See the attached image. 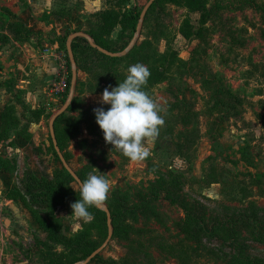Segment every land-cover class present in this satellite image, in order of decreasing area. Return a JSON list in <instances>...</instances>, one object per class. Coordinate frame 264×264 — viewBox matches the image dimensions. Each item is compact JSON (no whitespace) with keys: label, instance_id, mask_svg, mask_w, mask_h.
<instances>
[{"label":"rangeland","instance_id":"374dc122","mask_svg":"<svg viewBox=\"0 0 264 264\" xmlns=\"http://www.w3.org/2000/svg\"><path fill=\"white\" fill-rule=\"evenodd\" d=\"M5 1L20 9L19 16L31 7L36 13L26 28L6 5L2 9L9 22L0 34L6 57L0 61V264H53L51 254L66 258L79 243L97 249L108 237L102 215L90 211L86 224L68 217L79 186L70 181L50 136V121L70 96L68 39L99 28L108 11L133 13L139 24L148 2ZM209 8L204 37L189 44L175 41L186 9L166 2L150 8L124 57L112 60L87 52L81 41L72 43L76 92L57 132L99 103L105 88L118 86L130 65L150 68L169 50L180 51L168 80L151 91L164 124L148 158L131 161L85 125L65 147L79 177L103 173L114 181L104 205L117 226L101 260L91 264H264V0H210ZM120 31L118 26L105 35L117 42ZM31 50L56 57L58 72L47 92L63 75L66 92L36 100L18 88L30 79L18 65L27 63L23 55ZM184 205L204 232L183 224Z\"/></svg>","mask_w":264,"mask_h":264},{"label":"clouds","instance_id":"9594fccd","mask_svg":"<svg viewBox=\"0 0 264 264\" xmlns=\"http://www.w3.org/2000/svg\"><path fill=\"white\" fill-rule=\"evenodd\" d=\"M149 75L145 65H130L124 80L111 90L105 88L99 101L101 107L93 110L105 142L131 161H143L150 156L164 124L160 107L144 90ZM103 105L110 107L105 109ZM78 183L79 198L70 205L72 214L68 217L86 224L93 219L89 209L107 201L114 181L107 174L90 172Z\"/></svg>","mask_w":264,"mask_h":264},{"label":"trees","instance_id":"16d2710c","mask_svg":"<svg viewBox=\"0 0 264 264\" xmlns=\"http://www.w3.org/2000/svg\"><path fill=\"white\" fill-rule=\"evenodd\" d=\"M137 1L139 2L138 5H145L150 0H137ZM160 2H166L176 6H180L185 8L187 11V18L180 29L179 36L175 38V41L183 42L184 44H189L195 40L204 37L206 33V26L211 20V16H212V11L209 8L210 0H156L155 3H160ZM98 20H100L101 22L100 27L99 28L93 27L91 29L92 31H90L89 33L90 35L89 34L88 35L93 39L96 45L110 52H115V49L117 48L119 43L130 42V40H132L134 36V33L136 32L138 25V18L133 13H125L124 15L120 16L117 13V11H108L103 13L102 17H100ZM118 26L121 27V31L119 33V40L117 42L110 41L105 35V33L112 34ZM58 38L60 42L59 44H61L63 39L60 37ZM76 40L78 42L79 41L83 42L82 46L86 48L87 52H94L105 58H110L101 54L99 51L93 49L83 39H76ZM76 40L74 41V43L76 42ZM73 52L76 58L77 53L74 47H73ZM179 54L180 51L177 49L169 50V52L164 57H162L160 65H155L148 68L150 75L147 79V83L145 85L144 90L148 92L149 95H151L152 88L168 80L169 73L176 64ZM110 59L116 60L117 58H110ZM98 107H101V104L94 103L93 105L82 111L79 117L74 122L70 123V125L62 128L59 132H57L56 130L58 146L62 152H64L67 143L77 135L81 125H85L90 135H92L93 137L104 138V134L102 130L99 128L98 124L96 123V117L93 111L95 108ZM103 107L107 109L110 106L103 105ZM61 117L57 120V122L61 119ZM56 125H55V129H56ZM55 155L58 157L56 151H55ZM64 156L68 161V156L66 155ZM7 179L8 177L2 178V180L4 181H6ZM80 179L84 181L82 177H80ZM70 181L75 182V180L71 176H70ZM76 185L78 184L76 183ZM184 206H185L187 219L183 220V224L190 231L200 230L201 232H204V229L202 228L203 227L202 221L198 220V218L195 216L196 214L194 211L190 212L188 208L189 205H184ZM89 211L95 212L98 215H102L104 220L103 230L107 232L108 226H107V218L105 213L97 210L95 207L89 209ZM112 219H113V226H115L116 228L117 218L115 216H112ZM189 223L192 224L194 227H192ZM198 224H200L201 227H198L197 226ZM84 235L89 236V233L88 232L84 233ZM97 249L93 247H89L87 243H83V244L79 243V247L76 248L72 253H70V255L66 258H63L61 256L59 257L58 255H53V254L49 255V257L52 259L53 264H76L85 261ZM99 260H101V255H98L92 262H96Z\"/></svg>","mask_w":264,"mask_h":264},{"label":"water","instance_id":"95a60500","mask_svg":"<svg viewBox=\"0 0 264 264\" xmlns=\"http://www.w3.org/2000/svg\"><path fill=\"white\" fill-rule=\"evenodd\" d=\"M155 2H156V0H150L148 2V4L145 6V8L143 9L139 24H138V27L136 30V34H135L132 42L130 43L129 47L126 50H124L122 53L110 52V51H107V50L99 47L98 45L95 44L93 39L85 33L74 34V35L70 36L68 39L67 52H68L69 59H70L71 65H72V83H71L70 96H69V99H68L67 103L65 104V106L52 117L50 124H49V130H50V136L52 139V143L54 145V149H55L60 161L62 162L64 169L71 175V177L75 180V182L78 185H79L78 182H83V181L80 179V177L77 175V173L71 168V166L69 165L68 161L66 160L63 152L59 148L58 141H57V135H56V129H55V125H56L57 120L69 110V108L73 102L75 92H76L78 74H77V63H76V59L74 56L72 43L76 39H79V38L84 39V40L89 42L90 46L93 49L99 51L101 54H103L107 57H110V58L124 57L129 52H131L133 50V48L135 47V45L139 39V34H140V31L142 28L144 18L146 17L148 11L154 5ZM95 208L97 210L105 213V215H106L107 226H108V237H107L105 243L101 247H99L96 251H94L90 257H88L85 261L79 262L76 264H90L98 255H100L106 249V247L110 244V242L113 238V235H114L113 219H112V213H111L109 207H107L106 205L103 204L102 206H100L98 208L95 207Z\"/></svg>","mask_w":264,"mask_h":264},{"label":"crops","instance_id":"0c3cea01","mask_svg":"<svg viewBox=\"0 0 264 264\" xmlns=\"http://www.w3.org/2000/svg\"><path fill=\"white\" fill-rule=\"evenodd\" d=\"M5 5L6 1L0 0V34L3 33L2 27L6 22H9L8 17L2 16V9ZM7 8L10 11H13L15 15H18L20 12L19 8L17 11H14V6H12V10L9 6H7ZM35 13L36 11L34 10V7H31V9L27 10L26 15H18L19 17L17 18V21L22 23L26 28H31V23L33 22H31L30 19L34 18ZM44 46L46 48V45ZM23 57L27 63L19 64L18 71L26 74L30 79L26 83L21 81L22 85H19L18 88H22L25 91L24 94L30 95L36 100H42L44 97L46 98V96L50 97L51 93L49 94L47 92V87L50 85L51 80L56 76L59 68L56 57H54V59L51 58L52 56L49 54L48 50H43L41 52L31 50L29 53H24ZM1 59H6L2 52H0V61ZM18 75L20 74L18 73ZM16 81L19 82L18 77L16 78Z\"/></svg>","mask_w":264,"mask_h":264},{"label":"built area","instance_id":"2783aa9c","mask_svg":"<svg viewBox=\"0 0 264 264\" xmlns=\"http://www.w3.org/2000/svg\"><path fill=\"white\" fill-rule=\"evenodd\" d=\"M69 88L66 77L63 75L58 83H55L51 87L50 93L55 96H60L66 92Z\"/></svg>","mask_w":264,"mask_h":264}]
</instances>
